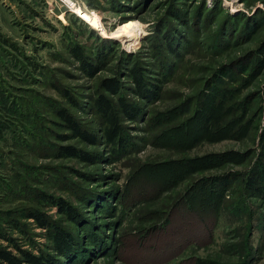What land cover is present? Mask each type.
<instances>
[{
  "label": "rangeland",
  "instance_id": "374dc122",
  "mask_svg": "<svg viewBox=\"0 0 264 264\" xmlns=\"http://www.w3.org/2000/svg\"><path fill=\"white\" fill-rule=\"evenodd\" d=\"M75 1L99 16L104 36L59 1L0 0V232L55 254L29 210L71 223L45 194L84 222L71 229L79 247L65 264H264V192L246 187L252 170L264 173V0ZM95 33L112 43L111 60L90 77L71 51L92 58ZM169 33L173 53L161 45ZM131 62L160 85L157 96L132 90ZM109 77L138 110L119 112L128 146L117 152L92 106ZM58 109L97 142L70 136ZM60 146L98 158L61 157Z\"/></svg>",
  "mask_w": 264,
  "mask_h": 264
},
{
  "label": "trees",
  "instance_id": "16d2710c",
  "mask_svg": "<svg viewBox=\"0 0 264 264\" xmlns=\"http://www.w3.org/2000/svg\"><path fill=\"white\" fill-rule=\"evenodd\" d=\"M94 36L99 39V44L96 46V53L92 58L85 57L82 54L80 47H76L71 51V55L79 63L80 69L90 77L101 71L111 60L109 54L111 52L110 47L112 43L107 39H101L96 33ZM162 37H165V44L161 45L168 52L173 53L176 49L175 44H173L174 42L168 43L170 39L172 40L171 34L169 33V36L162 35ZM153 49L159 50L161 49V46L155 44ZM258 52L264 56V42L258 48ZM120 60L122 61L123 58L118 59L117 62L121 63ZM129 65L130 66L128 67L125 66L124 75L132 81V90L135 91L137 95L146 99H151L157 96L158 91L160 90V85L153 79L148 78L149 76L147 71L144 70L145 68H142L139 64L133 62ZM101 84L104 93L118 95L121 89V82L117 77L104 78L101 81ZM104 93H98L97 97L92 101V106L95 108L100 118V131L102 137L106 139L109 144L113 145L112 147L116 149V152L119 149H127V140L124 138L123 128L120 122L121 119L118 114L119 112H122L131 118H135L138 114V110L132 108L130 104H128L127 99L123 94L118 95L115 103L113 99L109 98L108 95ZM56 114L60 121H62L60 124L62 125V128L70 131V136L80 138L89 144H95L97 142V134L94 131L84 129L67 110L58 109ZM60 137L62 138V135ZM63 137L66 138L67 136ZM258 146L260 151L264 152V117L263 126L258 136ZM57 155L61 157L80 158L89 161L98 158L93 154L88 155L87 152L73 146H60L57 150ZM263 178V170L255 168L252 170L251 176L246 180V187L249 191L256 193V195H261V192L263 193L264 189L261 188L259 181ZM42 198L47 199L49 205H55L57 207L58 213L71 223L73 233H76V227H78L79 230L84 228V226H82L84 225V222H80L82 219L75 207L62 200L56 201L45 194L42 195ZM28 218L33 219L38 227L50 231L55 254H50L43 250L35 252L29 248L23 247L24 244H19L16 239L9 237L6 233L0 232V239L6 241L5 244L0 243V264H65V257L75 250H78L76 249V246H78L77 243L79 238L71 232V229L66 228L63 224H60L59 221L51 220L44 212H40V210L37 209H30ZM192 264L226 263L197 257Z\"/></svg>",
  "mask_w": 264,
  "mask_h": 264
},
{
  "label": "built area",
  "instance_id": "2783aa9c",
  "mask_svg": "<svg viewBox=\"0 0 264 264\" xmlns=\"http://www.w3.org/2000/svg\"><path fill=\"white\" fill-rule=\"evenodd\" d=\"M59 1L63 4V6L71 12V14L78 17V19L85 25L90 26L94 30H96L100 35L104 31V26L99 18V16L93 12L85 10L83 6H81L75 0H55Z\"/></svg>",
  "mask_w": 264,
  "mask_h": 264
},
{
  "label": "bare ground",
  "instance_id": "6f19581e",
  "mask_svg": "<svg viewBox=\"0 0 264 264\" xmlns=\"http://www.w3.org/2000/svg\"><path fill=\"white\" fill-rule=\"evenodd\" d=\"M103 32H104L103 34L106 33L105 31H103ZM103 34H102V35H103ZM109 35H111V36H109V37H116V36H119L118 33H117L116 31H115V32H111V33L109 32ZM103 36H104V35H103Z\"/></svg>",
  "mask_w": 264,
  "mask_h": 264
}]
</instances>
